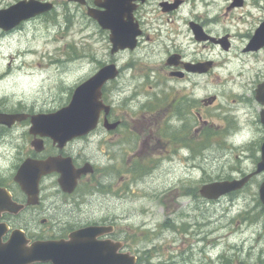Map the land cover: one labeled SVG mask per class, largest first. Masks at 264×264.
<instances>
[{"label":"flooded vegetation","instance_id":"1","mask_svg":"<svg viewBox=\"0 0 264 264\" xmlns=\"http://www.w3.org/2000/svg\"><path fill=\"white\" fill-rule=\"evenodd\" d=\"M112 1H116L112 8L118 17L113 15L109 20L106 15V22L113 25L111 29H106L90 16V12L105 15ZM246 3L247 0H230L227 11L243 8ZM254 3L258 5L256 1ZM16 4L37 8L51 4L53 11L20 22L5 19L7 14L0 13L1 37L22 31L39 21H52L59 16L69 21L80 16L87 21L85 26L94 28L108 39L115 31L121 35L137 33V41L133 48L116 52H112L109 43V58L95 61L91 76L111 65L114 66V77L102 87L101 99L109 109L101 111L99 123L92 132L59 147L50 138L33 136L29 131L31 122L26 121L30 146L25 150L13 148L12 137L9 139L13 129L21 124L11 129L0 126V140L8 147L5 153H9L6 149H16L15 156L21 164L30 158H61L68 171L65 181L69 184L68 188H64L60 182L62 174L52 172L41 178L39 193L32 199L33 204H29L30 197L18 184L12 187L0 182V188L5 189L11 204L24 207L17 215L12 212L0 213V230H5L0 239L2 243H6L13 230L19 228L14 221L30 215L26 227L19 229L32 243L65 240L79 229L104 225L112 227V233L101 239L122 243L123 249L129 252L126 250L128 239L120 227L122 216L117 209L128 200L134 182L151 174L149 166H153V174L161 171L162 167L168 173L182 168L191 172V164L200 157L204 159L210 150L223 158L235 149H245L240 139V111H247L245 105L260 111L257 121L260 139L253 155L256 166L260 162L264 140L261 123L264 106L256 101V91L264 78L253 90L252 99L247 102L234 100L235 108L221 103L219 97L213 94L214 81L210 86L201 85L200 80L207 79L217 65L207 56L199 58L198 52L192 53L191 46L197 43L204 48L218 45L224 50V38L228 37V52L233 48V39L230 34L214 36L207 28L206 21L195 19L187 23L189 44L183 47L176 21L182 19L185 0H10L7 3L0 0V12ZM262 14L249 25L242 50L244 54L260 55L264 52V47L250 49L249 43L255 32L264 27V9ZM23 16L21 12L20 17ZM194 26L202 30V41L197 38ZM199 64L203 72L198 69ZM0 111L12 110L0 107ZM38 139L43 143L40 151L33 147V142ZM9 144L12 148H9ZM260 177L262 179L259 180ZM253 181L259 191L264 182V172L248 184ZM72 186L74 188L70 190ZM99 199H102V203L112 200V204L109 203L113 212L109 217L84 221L80 212ZM262 207L260 212L264 217ZM263 232L264 222L260 233Z\"/></svg>","mask_w":264,"mask_h":264},{"label":"rangeland","instance_id":"2","mask_svg":"<svg viewBox=\"0 0 264 264\" xmlns=\"http://www.w3.org/2000/svg\"><path fill=\"white\" fill-rule=\"evenodd\" d=\"M185 1L182 19L176 21L183 47L189 44L187 23L195 19L206 21L214 36L230 34L233 39L228 52L218 45L191 46L192 53L207 56L217 65L207 79L200 80L201 85L210 86L214 81L213 94L231 108L236 107L235 99H252L253 90L264 78V52L247 55L242 50L249 25L263 15L264 0H247L243 8L230 12V0ZM86 22L79 16L68 24L59 16L0 36V107L12 110L6 112L52 113L67 106L74 89L95 70V61L109 58L108 37L85 26ZM245 108L247 111H240L245 154L240 148L220 158L210 150L204 159L191 164V172L182 168L168 173L162 167L153 174V166H149L151 174L134 182L117 213L128 239L126 250L138 255L141 264H264V232L260 233L264 217L255 181L217 201H208L199 193L206 183L239 178L255 170V149H251L260 139L256 132L260 111L249 105ZM28 127L22 123L10 133L13 148L27 150L30 146ZM5 148L0 140V181L13 187L21 162L16 149L5 153ZM187 175H191L188 180ZM101 200L80 212L84 221L109 217L112 200ZM29 217L14 223L24 228Z\"/></svg>","mask_w":264,"mask_h":264},{"label":"water","instance_id":"3","mask_svg":"<svg viewBox=\"0 0 264 264\" xmlns=\"http://www.w3.org/2000/svg\"><path fill=\"white\" fill-rule=\"evenodd\" d=\"M114 2L112 1V4ZM50 10H52L51 4L38 8L17 4L2 13L7 14L5 19L18 22L21 19H28ZM21 12L24 15L22 18L20 17ZM90 15L106 29H111L113 26L106 22V15L109 16V20H112V15L118 17L113 9H109L105 15H98L93 12ZM197 33L199 34V32ZM135 38V36L121 35L114 31L110 36L114 52L120 48L134 47ZM250 45L256 49L264 46V27L256 32ZM113 68V66H107L94 77L79 85L75 89L68 106L54 113L31 116L32 127L30 132L41 137H49L55 144L58 143L59 147H63L67 142L94 130L99 122L101 111L104 108H107V111L109 109L101 100V89L105 82L113 77ZM257 99L264 104V94L260 92V89L257 91ZM28 118L29 115L27 114L0 113V125L11 128L16 123L23 122ZM33 145L40 151L43 143L39 140L34 141ZM55 171L62 174L60 182L64 188H68L69 184L65 181L68 171L63 160L59 158H48L43 161L29 159L22 164L14 180L31 198L29 204H33L32 197L38 195L39 182L42 176ZM262 171H264V145L263 160L259 163L258 170L254 174L241 180L206 184L201 188L200 194L207 200H219L222 196L242 189L251 177ZM84 172L88 173V171ZM73 188L72 186L70 190ZM0 198V213L18 214L24 208L14 203L11 204L5 189H0ZM260 199L264 206V184L260 190ZM111 232V228L106 226H90L73 232L68 240L39 241L30 245V241L26 239L24 232L14 230L7 243L4 244L0 240V264H137L136 256L130 253H120L123 247L122 243L99 240ZM4 233L5 230H0V238Z\"/></svg>","mask_w":264,"mask_h":264}]
</instances>
